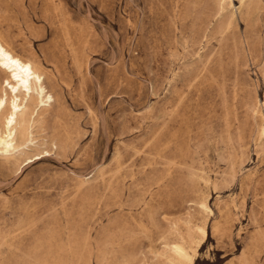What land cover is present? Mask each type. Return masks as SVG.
<instances>
[{
  "label": "rangeland",
  "instance_id": "obj_1",
  "mask_svg": "<svg viewBox=\"0 0 264 264\" xmlns=\"http://www.w3.org/2000/svg\"><path fill=\"white\" fill-rule=\"evenodd\" d=\"M0 36L54 94L0 264H264V0H0Z\"/></svg>",
  "mask_w": 264,
  "mask_h": 264
},
{
  "label": "bare ground",
  "instance_id": "obj_2",
  "mask_svg": "<svg viewBox=\"0 0 264 264\" xmlns=\"http://www.w3.org/2000/svg\"><path fill=\"white\" fill-rule=\"evenodd\" d=\"M239 1L245 5L250 0ZM53 99L54 94L46 85L45 73L38 63L19 54L0 36V153L6 159H18L34 149L36 109L49 105ZM261 132L264 137V124ZM203 207L209 209L206 203ZM200 231L207 236V229L200 227ZM171 250L193 263L183 243L172 244Z\"/></svg>",
  "mask_w": 264,
  "mask_h": 264
}]
</instances>
